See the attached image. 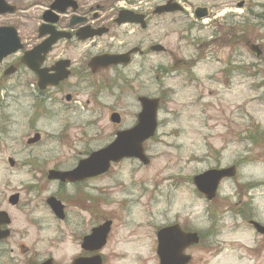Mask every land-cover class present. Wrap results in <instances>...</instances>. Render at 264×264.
<instances>
[{"label":"flooded vegetation","instance_id":"flooded-vegetation-1","mask_svg":"<svg viewBox=\"0 0 264 264\" xmlns=\"http://www.w3.org/2000/svg\"><path fill=\"white\" fill-rule=\"evenodd\" d=\"M76 2V9L70 6L49 14L45 8L35 28L36 41L32 44H26L22 39L21 25L16 17L0 15V26H13L22 41L21 50L0 62V145L4 144L2 141L23 140L27 149L14 155L0 154V264H98V256L102 264H108L111 257L138 254L136 248L140 234L134 231L127 235L120 233L129 226L119 220L124 212L137 207L138 202L122 200L123 191H117L114 196L106 188L98 189L97 181L116 173V168L128 161L141 166L150 165L152 158L146 148L149 141L144 143L148 164L125 157L112 162L109 170L98 176L80 173L70 179L64 174L75 170L82 160L98 149L111 144L119 131L136 125L142 110V98L158 101L156 116L158 125H161L160 112L167 102L168 92L165 82L175 79L190 83L201 81L204 78L201 72L207 66L212 67L210 78L222 82L255 76V73H248L251 67H256L255 63H245L239 58L241 43L255 58L264 61L263 46L258 44L261 48L258 57L252 49L255 43L239 32L240 22L250 26L251 20L247 16L241 19L235 13L220 14L217 12L219 7L212 3L188 5L187 0H155L148 10L138 0H129L127 6L110 9ZM175 2L183 9L155 13L157 8ZM243 9L248 16L252 15V8L246 2ZM124 10L139 18L138 22H119ZM189 16L191 19L183 20ZM164 17H169V21L176 25L184 23L170 31H181L179 40H183L184 45L180 43L171 48L164 43L168 35H160L161 23L154 22V19ZM1 18L6 21L2 23ZM42 24H45L44 36L39 34ZM50 30L57 33V41L43 60H33L36 69L29 68L22 62V56L52 37ZM207 30L210 38L204 36ZM212 47H228L230 51L226 59L214 57L209 62L207 54ZM98 58L111 63L103 66L104 61L97 62ZM51 78L57 81L55 85L48 84ZM40 79L43 87L38 84ZM146 81L155 85V92L148 90ZM31 85L35 89H31L30 97L36 102L28 107ZM50 102L60 105L56 112L57 122L67 119L66 125H83L92 129L91 137L83 131L78 138L79 146L69 159L58 160L53 155L28 153V146H38L47 139L50 143L63 139L64 126L55 128L54 134H49L52 137H48V133L45 136L44 131L32 132L28 128V124L50 114ZM83 116L87 119L82 121ZM102 123L111 125V130L104 137L106 140L102 139L105 144L97 147L92 142L97 137L95 125ZM247 128L245 137H242L241 129L235 130L234 125L225 134L221 133L220 147L206 143L208 151L203 159L207 162L206 168L187 178L181 177L182 182H187L186 189L176 186L173 188L176 191L170 192L171 204L178 203L180 208L172 215L165 216L164 212L165 220L152 226L155 255L158 231L166 226L179 225L182 231L199 235V244L186 249V253L192 256L198 247L213 249L217 242L221 243L220 237L232 235L236 244V261L264 264V178L260 176H264V171L260 175H248L243 169L252 166V162L260 157L264 159V154L247 155L236 151L229 159H225L224 154L238 142L250 140L258 143L263 133H251V126ZM198 175H203L201 190L194 182ZM98 190L106 195V212L101 218ZM176 196L179 199L174 201ZM165 199L170 203V196ZM194 201L201 202L203 207V225L198 227L193 225L191 208ZM159 214L158 211L154 216L160 220ZM103 224L108 226L105 238L97 236V228ZM128 243L138 246L126 249L124 244Z\"/></svg>","mask_w":264,"mask_h":264},{"label":"rangeland","instance_id":"rangeland-1","mask_svg":"<svg viewBox=\"0 0 264 264\" xmlns=\"http://www.w3.org/2000/svg\"><path fill=\"white\" fill-rule=\"evenodd\" d=\"M7 1L16 5L18 12L14 15H5V18L16 17L17 23L21 25L22 31L20 33L22 39L26 41V44L34 43L36 41L35 28L39 23L40 15L53 0ZM78 1L86 6L99 5L108 9L119 8L121 7L120 5L127 6L129 4V0ZM138 1L139 4H143L147 9H150L156 3L155 0ZM240 1L242 0H187V3L188 5L212 3V5L219 7L217 12L220 14L235 13L241 19L247 16L251 20V25H246L245 22L241 24L240 22L239 32L244 38L246 37L264 48V0H244L253 11L252 15L249 16L244 9L237 7V3ZM186 18L191 19L189 16L183 20L186 21ZM169 19V17H164L161 20L154 19V22L160 21L161 23L159 28L160 35H168L164 43L166 42L171 48L180 43V45H184L183 40H179L181 31L170 32L173 27L184 23L176 25L170 22ZM5 21V19L1 18L2 23ZM204 25H208V23ZM151 29L152 27L149 30L150 33ZM210 35L209 30L204 33L207 38H210ZM212 48L209 50L210 53L207 54L209 62H212L214 57L226 59L230 51L228 47L222 49L218 47ZM239 48V58L242 62L255 63L256 67H251L248 71L250 74L255 73V76L251 75L241 79L236 77L232 82H222L221 80L210 78V74H213L211 72L212 67L207 66L201 72L204 75L201 81L196 80L190 83L183 79H175L165 82L168 92L166 93L167 102L160 112L161 125L155 139L149 141L146 146L152 158L150 165L141 166L137 162L128 161L120 168H116V173H112L109 177L97 181L98 189L106 188L114 196L117 191H123L122 200L132 199L138 202L137 207L124 212L119 220L124 223L127 222L129 226V228L120 231V233L127 235L134 231L137 235L140 234L139 246L135 243L124 244L125 248L130 250L138 246L136 249L139 253L134 256L111 257L108 259V264H158V259L154 253L155 244L152 226L159 221H163L164 212L165 216L172 215L174 210L180 208L178 203H175V205L171 204L172 197L170 192H175L176 190L173 191V188L176 186L182 188V190L186 189L185 184L187 182H182L181 177L187 178L206 168L207 162H203L208 151L206 143H210L214 147H220L222 143L221 137H223L221 133L225 134L234 125L235 130L241 129L240 133L242 137H245L248 135L245 134L247 127L251 126V133L254 131L260 134L263 133L258 143L255 144L250 140L235 143L233 147L231 146L225 151V159L231 158L236 151L247 155L264 154V61L261 58H255L244 43H241ZM207 64L209 65V63ZM144 83L148 86V90L155 92V85L152 82L150 84H148V81ZM31 89H35L33 85L28 88V107L36 102L30 97ZM59 107V103L52 104L50 102V114L46 115L45 119L40 118L36 122L28 124V128H31L32 132L35 130L44 131L45 136L48 133V137H52L49 134H54L55 128L64 126L66 131L63 139L57 143H50L46 138L47 140L43 144L28 146V153L32 155H53L58 160L69 159L74 154L75 147L79 146L78 138L81 137L83 131H86L87 136L91 137V128H84L83 125H66L64 123L67 122V119L66 121L60 122L59 120L57 122L58 116L56 112L59 111ZM51 111L54 113H51ZM86 119L87 116L81 118L82 121ZM98 123L101 124V121ZM103 124L95 125L97 137L96 141L92 142L97 147L105 144L102 139L106 138V134L111 130V125ZM20 141L23 142V140ZM2 142L4 143L0 145V154L2 155H14L27 151L25 149L26 145L22 144V142L15 140ZM48 164L51 166L50 161ZM249 166L243 168L245 173L248 175H260L264 171L263 157L258 158L252 162V166ZM260 176L264 178V176ZM114 185L116 188L110 189ZM168 196H170V203L165 199ZM105 197L106 195L100 194L98 190L97 203L101 204V209H99L100 218L106 212ZM178 199L176 196L174 201ZM116 206L114 205V207ZM170 209V212H166ZM202 209V203L194 201L191 210L193 212V225L197 227L203 225L201 219ZM158 211L161 213L159 214L160 220L155 218L156 215L154 216ZM131 228H134V230H131ZM220 241L221 243L217 242L215 247L210 250L206 246L198 247L193 253L194 261L192 264H240L236 261L234 254L236 249L234 237L232 235H224L220 237Z\"/></svg>","mask_w":264,"mask_h":264},{"label":"water","instance_id":"water-1","mask_svg":"<svg viewBox=\"0 0 264 264\" xmlns=\"http://www.w3.org/2000/svg\"><path fill=\"white\" fill-rule=\"evenodd\" d=\"M74 0H54L51 4V9L63 10L71 4H75ZM242 5V3H240ZM16 9L15 6L9 5L5 0H0V13L13 12ZM164 10H175L170 6L162 7ZM49 12V11H48ZM133 17L129 14H121V20H132ZM49 44L53 40H48ZM47 43L41 44L39 50L46 51ZM19 47V40L16 31L12 27H0V60L17 50ZM37 48V49H38ZM23 60L28 63V53L23 57ZM143 111L139 115V122L134 128L120 132L118 138L113 144L105 147L96 153H94L90 159L82 161L78 168L73 172L65 173L64 176L75 179L80 173H86L87 175H98L108 170L110 162L112 160H118L122 157H138L142 161L147 162L144 156L143 142L154 135L156 130V109L157 100H142ZM199 179V178H197ZM198 186L200 183L198 181ZM107 232V231H106ZM172 233L178 236L176 242L170 240ZM184 239L178 229L166 228L161 230L158 234L159 245L158 254L160 256V264H187L190 260V256H185L183 248L190 243H197V234H187L184 239L185 244H180V239ZM176 243V244H175Z\"/></svg>","mask_w":264,"mask_h":264}]
</instances>
